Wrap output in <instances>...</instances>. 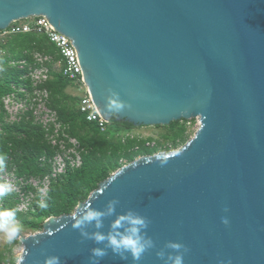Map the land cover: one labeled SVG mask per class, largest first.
<instances>
[{
	"label": "water",
	"instance_id": "95a60500",
	"mask_svg": "<svg viewBox=\"0 0 264 264\" xmlns=\"http://www.w3.org/2000/svg\"><path fill=\"white\" fill-rule=\"evenodd\" d=\"M34 17L72 41L107 122L200 125L181 148L123 166L78 204L77 218L99 212L101 227L76 229L64 214L20 238V264H91L93 248L107 253L99 264H136L81 235H107L129 212L147 219L154 245L138 264H168L169 242L188 249L184 264H264V0H0L1 32Z\"/></svg>",
	"mask_w": 264,
	"mask_h": 264
},
{
	"label": "trees",
	"instance_id": "16d2710c",
	"mask_svg": "<svg viewBox=\"0 0 264 264\" xmlns=\"http://www.w3.org/2000/svg\"><path fill=\"white\" fill-rule=\"evenodd\" d=\"M5 42L0 43V50L3 49L5 53V56L0 58V62L5 66L0 77V125L2 126L0 157L5 159L0 169L12 171L16 177L26 181L42 180L52 173V160L58 149L49 143V131L35 121L32 112H26L17 123H7L4 98L13 92L14 84L18 87L25 85L31 90L30 78L24 77L28 76L30 67L36 68L34 54L50 55L55 63L62 58L56 45L42 33L7 35ZM7 45L12 47V51L8 50V53L3 48ZM9 53L12 58L7 57ZM4 58L7 60L3 62ZM22 60L27 62L24 69L18 66ZM12 61L15 65L11 64ZM51 68L53 69L52 65ZM68 87L69 81L54 69L50 80L43 85V88L50 93L49 107L56 111L67 134L80 142L83 163L80 168L70 169L66 174L52 181L50 191L44 198L46 208L38 207L37 201L40 195L36 191V200L28 213L17 211L16 221L34 231H41L43 223L52 216L59 217L74 213L78 204L86 201L101 182L124 166L123 162L130 164L140 156L155 155L160 152L164 144H167L165 147L169 150L179 149L180 145L183 146L190 140L191 133L187 121L174 122L167 127H157L166 130L167 133L163 134L158 142L154 139L150 140L156 141L154 147L147 146L149 140L131 134L134 131L133 125L118 121L116 118L112 123L117 124L118 127L107 128L103 133L96 123L87 121L80 111V97L67 93ZM195 122L197 121L193 120L191 123ZM27 189L33 191L32 187ZM10 202L9 197L2 198L0 210L9 209ZM0 264H17L12 249L0 251Z\"/></svg>",
	"mask_w": 264,
	"mask_h": 264
},
{
	"label": "built area",
	"instance_id": "2783aa9c",
	"mask_svg": "<svg viewBox=\"0 0 264 264\" xmlns=\"http://www.w3.org/2000/svg\"><path fill=\"white\" fill-rule=\"evenodd\" d=\"M26 24L14 23L8 30L0 31L3 36L17 35L22 33L38 32L45 34L48 39L54 43L57 47L61 60L54 62V59L50 55L43 53H36L33 55L36 68L30 67L28 76L24 78H30L31 90L27 86L13 87V92L4 98V106L7 112V123L13 124L21 120L22 116L26 112H32L33 117L37 123L43 126L44 129L49 131L48 139L49 143L58 149L56 156L52 160V173L46 176L44 179H19L12 171L4 170L11 173L15 179L13 187L22 189L23 192H27L29 183L39 180L43 189H45L44 198L50 191L52 181L59 178L61 175L66 174L70 169H77L82 166V148L80 142L67 134L65 127L59 121L56 111L49 107L50 93L46 88H43L51 78L52 67L59 71L62 76L70 81L77 82L81 85V89H84L83 95L79 96L80 111L86 117L90 123H96L101 132L107 131L109 122L104 120L99 113L92 96L85 84L83 71L81 69L78 52L72 41L64 34L54 30L49 20L46 17H34ZM15 65V62L11 63ZM27 65L26 60H22L18 63L20 69H24ZM200 125V123H199ZM2 132V126L0 125V133ZM29 190V189H28ZM21 191H18V194ZM17 196V195H16ZM3 198V197H2ZM2 198L0 201H2Z\"/></svg>",
	"mask_w": 264,
	"mask_h": 264
},
{
	"label": "clouds",
	"instance_id": "9594fccd",
	"mask_svg": "<svg viewBox=\"0 0 264 264\" xmlns=\"http://www.w3.org/2000/svg\"><path fill=\"white\" fill-rule=\"evenodd\" d=\"M116 109L121 107L120 104L114 105ZM197 121V120H196ZM4 157H0V166H3ZM13 191V185L10 183H0V197H4ZM40 199L37 201L38 207L44 209L47 204L44 199V189L39 190ZM118 201H112L109 205V213L113 211L115 203ZM18 209H2L0 210V235L3 240L12 244L19 237L22 231V226L16 222V214ZM101 213L96 211H87L85 214L77 218L73 213L74 225L76 229H80L85 223L95 222L96 227H101ZM223 223L227 226L228 221L224 220ZM127 225V227H124ZM148 227V221L145 217H142L136 213L129 212L124 216L119 217L112 225V231L107 235L102 233H95L92 236H88L86 233L81 235L86 238L93 239L96 243H102L107 241L106 247L110 248L112 252L119 255L121 259H127L130 255L132 260L138 264L144 254L148 252L154 245L150 238H146L144 230ZM123 228V231L121 229ZM49 235H52L50 232ZM168 248L176 252L175 255L168 256V264H184V254L188 251L184 245L177 242H169ZM183 250V251H181ZM106 251L101 248L91 249V264H99V260L106 255ZM158 255H162L158 253ZM17 264H20L17 261ZM44 264H60L59 257L49 256L44 260Z\"/></svg>",
	"mask_w": 264,
	"mask_h": 264
},
{
	"label": "rangeland",
	"instance_id": "374dc122",
	"mask_svg": "<svg viewBox=\"0 0 264 264\" xmlns=\"http://www.w3.org/2000/svg\"><path fill=\"white\" fill-rule=\"evenodd\" d=\"M28 22L29 23L33 22V20H29V19L23 20V21L18 22L17 24H26ZM6 39H7V35L3 36L2 34H0V43L1 42L6 43L5 42ZM6 47H3L4 50L6 51V53L9 52L8 50L12 51L11 45H9V46L7 45ZM2 50L3 49L0 50V58L3 55L5 56V53ZM7 57L12 58V56H10V53L7 55ZM6 60H7V58H4L3 62ZM4 68H5L4 64L2 62H0V77L2 75V72L4 71ZM67 93H69L72 96H81L84 93V89H81V85L79 83L69 81V87H68ZM192 121L191 120L187 121V122H189L188 123V130L191 133L190 138H189L190 140L194 137L195 133L197 132V130L199 128V122L197 121L195 123H191ZM116 127H118V125L115 123H112V122H110L108 125V128H110V129H113ZM162 127H165V126H162ZM166 133H167L166 130L158 129L157 127H134V131L131 134H133L135 136H140L141 138H144L147 141L149 140L147 142V146L148 147L149 146L154 147L156 145V141L158 142L159 140H161L160 137H162V135L163 134L165 135ZM152 139H154L156 141H150ZM165 146L167 147V144L166 145L164 144V147L160 150L159 153H172L178 149V148L177 149L172 148L169 150ZM181 147H182V145L179 146V148H181ZM141 157H143V156H140L137 159H139ZM123 163H124V166L128 165V164H126V162H123ZM5 182L14 185L15 179L12 177L11 173H8L4 170H1L0 171V183H5ZM29 187H32L33 191L26 189L27 192H23L22 191L23 188L19 189L18 187H13V191L11 193H9L8 195L4 196V197L10 198L11 202L8 203L9 209H18V212L28 213L29 209H31V207H32V204L36 200V191L39 192L40 189H43V185L39 180H36V181L30 182ZM18 191H21V192H19V194H18ZM44 192H46L45 189H44ZM1 198L2 197H0V199ZM4 204H6V203L4 202ZM12 205H13V207H12ZM16 222L22 226V231L20 232L19 237L17 238L16 241L20 242V238H22V237H27V236L42 232V230L41 231H34L31 229H28L27 227L22 225L21 222H19V221H16ZM16 241H14L12 244H8L3 240L2 235H0V251H8V250L12 249L13 258H15L17 261H19L21 255H22L23 245L21 243H17Z\"/></svg>",
	"mask_w": 264,
	"mask_h": 264
},
{
	"label": "crops",
	"instance_id": "0c3cea01",
	"mask_svg": "<svg viewBox=\"0 0 264 264\" xmlns=\"http://www.w3.org/2000/svg\"><path fill=\"white\" fill-rule=\"evenodd\" d=\"M57 64V63H56ZM54 69V68H53ZM55 70V69H54ZM56 71V70H55Z\"/></svg>",
	"mask_w": 264,
	"mask_h": 264
}]
</instances>
